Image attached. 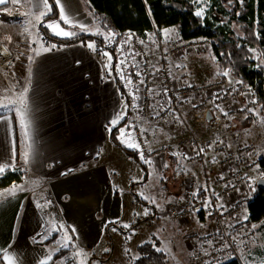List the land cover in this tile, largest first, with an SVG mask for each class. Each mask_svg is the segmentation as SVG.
Segmentation results:
<instances>
[{
  "label": "crops",
  "instance_id": "crops-1",
  "mask_svg": "<svg viewBox=\"0 0 264 264\" xmlns=\"http://www.w3.org/2000/svg\"><path fill=\"white\" fill-rule=\"evenodd\" d=\"M80 5L73 4L65 11L64 14L70 21L68 25L61 18L50 21L47 25L58 24L56 31L77 33V30H82L73 25H83L93 34L101 31L84 3ZM42 11L45 9H38L36 0H21L20 4L11 3L6 11L10 16L18 17V20L5 22L0 19V46L18 43L21 24L25 21L32 23L31 28H37L34 29L39 37L34 43L33 37L31 39L33 47L31 45L29 62H19L16 68L17 79L23 80L19 90L22 93L27 89L29 111L26 118L30 138L25 140L24 131L20 127L16 114L19 105L12 104V110L0 114V164L11 160L24 173L22 180L15 183L24 190L16 192L14 196L0 197V249L6 248L13 254L12 264H51L54 255L63 249H70L74 257L79 256L77 259L82 258L85 253L89 254L88 264L93 257L97 258L95 264L111 263L116 257V236L122 232L123 225H130L133 230L136 222L141 220L138 213L134 212L128 218L129 223L124 221L126 207L119 188L129 170L127 165H136L137 171H141L138 177L130 180L133 191L143 182L142 173L145 171L137 160L111 141V131L118 125H113L112 121L126 112L125 100L111 74L112 53H100L95 46L88 47L89 44L94 45V42L62 47L48 43L40 31L44 17L36 19ZM25 13L27 17H23ZM167 30L176 33L174 28ZM148 35L153 36L154 32H149ZM176 36L178 35L172 37ZM124 51L134 59L128 42L124 43ZM195 53L203 54L193 51L190 52V57H195ZM152 54L154 62L160 63L155 45H152ZM195 62L186 57H176L170 61V66L183 80L201 81V76L188 71L189 68L194 70ZM184 75L186 76L183 77ZM129 76L131 78L130 73ZM229 76L231 74L227 73L225 78H233ZM24 85L26 86L23 88ZM194 112L195 110L188 111L186 116L197 117ZM135 117L143 128L145 126L155 134L156 140L160 142L158 144L174 141L178 139L179 132L181 134L180 130H174L178 135L166 140L163 135L168 130L161 128L157 119L145 121L147 119L138 113ZM197 119L195 125L202 126L197 124ZM202 133L204 134V130ZM236 143L235 140L233 146L238 147ZM25 151L28 152L27 162L23 158ZM162 161L167 160H155L151 167L147 166L146 178L153 175V170L157 175L168 176V170L174 166ZM196 171H200L198 167ZM214 171L218 173L217 168ZM175 179L172 178L171 181ZM179 181L178 190L170 191L171 195L166 196L168 204L178 200L180 192H183L181 179ZM131 203L136 205L137 200L132 198ZM164 213L169 217L166 210ZM153 217L155 215L148 217L147 223H151ZM193 219L188 222L198 220ZM144 223L146 222L142 221L137 225L140 227ZM109 224H115L110 229L114 249L107 258L106 254L111 250L106 234ZM73 228L76 230L75 234L71 232ZM113 228L117 232L112 231ZM55 234L58 237L46 244ZM66 234L71 237L70 240L66 239ZM64 244L68 246L65 247ZM140 245L131 247L136 246L135 251L138 253ZM160 248L163 249L162 244ZM104 249L109 251L105 252ZM176 249V245L171 247V250ZM136 257L131 253L127 256L123 250L119 261L120 264H133ZM0 261L9 264L2 253Z\"/></svg>",
  "mask_w": 264,
  "mask_h": 264
},
{
  "label": "built area",
  "instance_id": "built-area-1",
  "mask_svg": "<svg viewBox=\"0 0 264 264\" xmlns=\"http://www.w3.org/2000/svg\"><path fill=\"white\" fill-rule=\"evenodd\" d=\"M124 36L117 46L115 72L126 89L129 82L132 85L131 69L138 73L140 99L137 113L142 118L166 119L174 115L183 119L188 111L195 110L197 124L208 123L210 129L222 130L216 137H201L196 125L187 129L181 138L157 144L152 133L133 120L129 124L127 143L139 144L140 147L134 149L142 161H154L165 153L176 157L174 173L181 179L183 193L169 204V217L179 222L197 216L212 219L206 231H192L186 235L188 246L197 254L195 264H221L234 258L242 260L239 242L233 233L239 230L247 236L252 227L247 206L256 197L257 190L250 191L249 185L257 183L264 173L259 160L264 150V118L259 124L237 131L238 134L249 133L248 140L238 147L230 141L236 132L226 130L225 125L236 118L257 115L260 106L255 87L236 78L186 81L178 77L170 61L193 51H210L212 42L208 37L185 40L180 36H159L149 44L146 37L134 31H127ZM125 42L132 48L134 59L124 51ZM152 45H155L160 63L153 60ZM103 47L114 48L112 38L106 40ZM30 55V26L25 21L18 48L14 51L0 46V83H8L17 64L26 62ZM160 107L163 108L158 112ZM209 111L213 116L210 122L206 119ZM197 167L200 171H196Z\"/></svg>",
  "mask_w": 264,
  "mask_h": 264
},
{
  "label": "trees",
  "instance_id": "trees-1",
  "mask_svg": "<svg viewBox=\"0 0 264 264\" xmlns=\"http://www.w3.org/2000/svg\"><path fill=\"white\" fill-rule=\"evenodd\" d=\"M82 1L98 28L104 34L111 36L114 42V48L109 50L114 58L113 76L122 97L128 103V111L124 120L111 131V141L126 154L137 160L143 166L145 172L147 171L145 161L139 158L136 151L124 145L118 137L120 128L127 123L130 115L128 91L123 80L115 72L117 46L125 38V32L134 31L142 37H146L149 32L160 33L164 29L174 28L177 35L185 40L200 37L210 38L212 42L211 50L216 57L220 79H226L224 73H230L233 78L242 80L245 85L254 86L258 94L260 109L264 112V0H243V3H240L239 0H209L211 1V18L207 20L196 15L197 1L193 2V0H147L146 3L145 0ZM48 2L51 5V11L44 16L40 24V31L48 43L62 47L79 43L86 45L89 42H94L97 50L105 49L103 45L106 40L103 34H93L87 30H77L76 35L72 37H61L54 34L47 27V23L59 20L60 10L54 0H48ZM10 4L0 5V18L5 22L18 20V17L7 14L6 9ZM134 72L135 70H132V73H130L132 87H136L139 82ZM253 117L254 115H248L239 120H234L229 123L228 127L229 129L243 130L254 124ZM162 158H169L172 160L173 165L176 162V157L168 153L159 156L156 160L159 161ZM259 160L264 171V150L260 154ZM15 168L18 170H6L5 174L0 176V192L11 186L12 182L17 183L22 180L24 173L18 167ZM172 177L176 178L180 185L179 178L175 176L174 170ZM168 186L170 187L169 183ZM254 189L257 190V195L247 206L248 215L251 223L258 225L259 229L263 231L264 187H261L257 182ZM133 193L139 202H143L134 191ZM169 195H171L170 191ZM181 195L180 192L179 198ZM113 226L115 224H109L106 228L111 249L114 243L110 229ZM57 237L58 234H55L45 243H52ZM160 246L158 239L141 244L138 251L139 256L142 258L135 259L133 264H169L166 252L155 250L156 247L160 248ZM69 251L70 249L59 251L54 255L51 264H56ZM110 255L111 251L106 254V257L108 258ZM95 259L97 258L93 257L89 264H94ZM221 264L246 263L243 259L234 258Z\"/></svg>",
  "mask_w": 264,
  "mask_h": 264
},
{
  "label": "rangeland",
  "instance_id": "rangeland-1",
  "mask_svg": "<svg viewBox=\"0 0 264 264\" xmlns=\"http://www.w3.org/2000/svg\"><path fill=\"white\" fill-rule=\"evenodd\" d=\"M197 1V11L200 10V8L204 9V15L201 16L204 20L210 19V6H211V1L209 0H196ZM82 0H61V5L64 7V13L65 11L68 9V7H72L71 5H80V3L82 4ZM11 6V4H10ZM9 6V7H10ZM81 6V5H80ZM8 7V8H9ZM7 8V9H8ZM6 9V11H7ZM73 9V8H72ZM75 11V10H74ZM8 14V13H7ZM20 14V13H19ZM10 15V14H9ZM21 16V14H20ZM23 17H27L26 15H23ZM1 19V18H0ZM3 21V20H2ZM29 26L32 23L29 21ZM23 24H21V28H22ZM30 26V36L31 39L33 37V43L34 40L39 38L38 34H36V31L34 28H36L35 26L31 28ZM37 30V28H36ZM21 32L22 29H20V39L21 40ZM54 32V31H53ZM154 32V31H153ZM103 34L102 31H99L95 34ZM163 33V34H162ZM42 34V33H41ZM105 40L109 39V35L103 34ZM177 35V33H175V31H170L169 33L166 35L165 31H162L160 33L154 32V35H148L146 37V40L149 44H151L152 40H156L157 37L161 36L163 38H170L172 36ZM111 38V37H110ZM19 41L18 43H16L13 46L10 45H6V48L10 49V50H16L17 47L19 46ZM33 43L31 40V45L33 47ZM3 44V43H1ZM95 48L97 49L96 45L94 44ZM100 53L103 52H110L107 49H102V50H97ZM111 53V52H110ZM31 56V55H30ZM112 56V55H111ZM186 57L188 60L192 59L195 60V64H194V70L192 68H189L188 71L189 72H195V74H197L198 76H201L202 80H206V79H220V72L218 69V66L216 64V57L213 55L212 50L204 52L201 55H198L195 53V57H190V53H187L185 56H183L182 58ZM199 57L201 59H199ZM29 59L27 60L29 62ZM114 60V58H113ZM26 61V62H27ZM203 62L205 64V66H203ZM138 71V68L136 69ZM132 73V72H131ZM111 74L112 77L114 79L113 76V70H111ZM134 74L137 75L138 77V73H136V71L134 72ZM18 76V71L15 70L14 74L11 76L10 80L8 83H0V104L4 105L7 104L8 107H0V114L4 113L5 111H10L12 110V103H10V101H14L17 100V98L20 96L21 91L20 86L23 84V80H18L17 79ZM186 75H184L183 77H185ZM232 76V75H231ZM229 76V77H231ZM139 79V77H138ZM233 78H231L232 80ZM115 80V79H114ZM198 80V79H197ZM130 82L128 83L127 86V94L129 96L130 99V103H129V109H130V115L128 117L127 123L125 125H123L120 128L119 131V135L118 137L120 138V140L122 141V143L124 145H126L128 148L132 149L135 151V149L133 147H129V143H127V136H128V131H129V124L133 121L136 120V114H137V109H138V102H139V92H138V85L136 87H132L130 86ZM26 85L23 86V88ZM130 86V89H129ZM133 97H135V99H133ZM125 100L126 103V112L123 114V119H120L119 122L117 124H120L125 116L127 115V111H128V103ZM16 106L18 104H15ZM163 107L160 108H156L159 112L160 109H162ZM254 124H259L260 119L264 118V112L261 111V109L259 108V111L257 113V115H254ZM196 117H194L193 115H188L185 116L183 119L179 118V117H175V116H170L166 119H160L158 118L157 121L159 125H161V128H166V130H168V132L163 135V138L166 140H169V137H174L175 135H178V132H173L174 130L181 131V134L179 132V135L177 136V138L183 137L186 135L187 129L189 128H195L196 127ZM241 118H236L234 120H239ZM232 120V121H234ZM145 121H149V120H145ZM144 121V122H145ZM226 123L225 125V129L230 131V132H236L234 135H232L233 137L230 138V141L232 143V145L234 144V141L236 140L237 143L235 144L236 146H239L243 143H245L248 140V136L249 133L246 132H242V133H237V131H240L242 129H229L228 125L230 122ZM175 126V128H170V126ZM121 129H124V135L121 137ZM144 130L147 132H150L148 129L145 128L144 126ZM202 130H204V134L202 133ZM198 131V135L201 137H216L219 135V133L222 130H214V129H210L209 124H205L203 123L201 127H199ZM152 133V132H150ZM153 139L155 143H160L156 140V136L154 133H152ZM235 137V138H234ZM162 138V139H163ZM218 139V138H217ZM234 139V141H233ZM171 140V139H170ZM167 160V161H166ZM164 164H173L172 160H170L169 158H165ZM134 163V161H133ZM146 163V162H145ZM154 162H150V163H146V166L151 167V165H153ZM135 164V163H134ZM131 164L127 165V168L129 169L127 171V173H125V178L124 180L121 182V187L119 188L120 194L124 200L125 203V223H129V217L131 214H133L134 212L139 213V217L141 220L136 222V227L132 230V227H127L124 229V227L121 229L122 232H120L117 236H116V257L114 258V260L111 263H105V264H120L119 258H121V251L123 250H130L128 252H126V255L128 256L129 253H131L134 257L139 256V251L138 253L135 251L136 250V246L131 247L132 245H136V244H143L145 242H153L155 239H158L160 241V244H162L164 251L166 252V254L168 255V260L170 262V264H195V261L197 263V254L196 252L192 251L190 249V247L188 246L186 240L187 237L186 235L189 232L192 231H206L212 224V220L205 218V217H201V216H197L195 217L196 220L195 222H188L194 219H190V220H185L184 222H179V221H175L173 220L171 217H166L165 216V210L167 211L168 209V202L166 200V196H170L169 195V191H175L178 190L177 187V180L175 179L174 181H171V179L173 178V169L168 170V176H161V175H157V173H155V171L153 170V175H151L150 177L146 178L147 173H142L143 176V182L140 184V186L134 191L143 202H139L136 198V195L133 194V188L130 187V180H133V177H138L140 174L139 171H137V167L136 165L134 167H131ZM142 166V165H140ZM174 166V165H173ZM146 179V180H145ZM172 182V183H170ZM168 183L170 184V187L168 186ZM256 184L257 183H252L251 182V186L256 188ZM167 187V188H166ZM181 190V189H180ZM147 197V199H146ZM132 198L137 200V204L133 205L131 203ZM154 200L155 203H152L151 201ZM168 204V206H167ZM167 206V208H165ZM148 211V215L145 216L143 215V213L145 211ZM248 211V209H247ZM155 215V217H153L152 219H154L151 223H147V220H149L148 217ZM146 222L143 225H141L140 227L137 225L139 222ZM196 223V226H195ZM198 224V226H197ZM252 225H255L254 223H252ZM206 226V228H205ZM164 227V228H163ZM130 228V229H129ZM130 231H128V230ZM117 232V231H115ZM114 232V233H115ZM129 237H131L129 239ZM233 237L237 238V241L239 242V246H240V252H241V257L244 260V262L246 264H264V230L261 231L259 229V226L256 225L255 228L251 227L250 228V234L247 236H243L242 234H240L239 230L234 231L233 233ZM114 243V241H113ZM177 246L176 250H171L172 246ZM111 249V248H110ZM114 249V247L110 250L112 253V250ZM262 252V254H261ZM77 258H79V256H77ZM76 257L73 256L72 251L70 250L69 253H67L66 255H63L58 261L57 264H81V261H85L86 260V264H88L89 260H90V256L88 255H83L82 258L77 259ZM187 262H184L186 261ZM95 264V261H94Z\"/></svg>",
  "mask_w": 264,
  "mask_h": 264
},
{
  "label": "snow or ice",
  "instance_id": "snow-or-ice-1",
  "mask_svg": "<svg viewBox=\"0 0 264 264\" xmlns=\"http://www.w3.org/2000/svg\"><path fill=\"white\" fill-rule=\"evenodd\" d=\"M146 2H147V0H145V3ZM193 2H196V0H193ZM205 2H206V0H205ZM239 2L243 3V0H239ZM7 3L20 4L21 0H0V5H6ZM54 3L59 7L61 21L64 24L68 25L70 23V21H69L68 17H66L65 14H64V7L61 5V0H54ZM36 6H37L38 9L40 7H43V9H45V11L40 12V14L38 16H36L37 20H41L44 16H46L51 11V5L49 4L48 0H36ZM150 11L151 10L149 9V12ZM25 15H27V13H25ZM196 15L197 16H203L204 15V9L200 8V10L196 12ZM73 26L74 27H80L82 30H86L83 25H73ZM47 27L53 29L54 30V34H56V35H61V36H64V37H70V36L76 35L75 32H71V31H63V30L56 31L55 29L58 28V24L57 25L48 24ZM164 31H165L166 35L169 33V30H167V29L164 30ZM9 39H10V37H9ZM88 47L93 48L94 45L89 44ZM5 51H7V49H5ZM105 55H107V54H105ZM109 59H111V58L109 57ZM224 75H227V73H224ZM133 99H135V97H133ZM10 103L19 105V107L16 108V114H17V116L19 118L20 127L24 131L25 140H28L30 138V136H29V122L27 121V118H26V114L29 111L28 100H27V89H25L20 94V96L17 98V100L10 101ZM0 107H5L6 108V107H8V105L4 104V105H0ZM217 107H219V105H217ZM221 111H223V109H221ZM224 114L227 115V113H224ZM120 119H123V115L117 116V118L112 121V124L113 125L117 124ZM262 123H264V121H262ZM123 135H124V129H121V137ZM128 146L129 147H133V148H137V149L140 147L139 144H135V143L130 144ZM28 147L30 148L31 145L29 144ZM200 151L202 152L203 149H200ZM97 155H99V153H97ZM140 156L143 159V152L140 153ZM12 158L13 159L15 158V152H13V157ZM23 158H24L25 162H27V160H28V152L27 151L24 152ZM145 162L146 163H150V161H147V160ZM6 170L13 171V170H18V169L15 168V165L10 160L7 163L0 164V176H3L5 174ZM69 171H71V170H69ZM63 174L66 175L67 173H63ZM249 179H251V178H249ZM258 180L261 183V186H264V173H261L260 177H258ZM249 188H250V191H254L255 190L254 187H252L251 185H249ZM23 190L24 189H23V187L21 185L13 184L11 187L3 190V192H0V197H3V196H14L16 192L23 191ZM193 195H195V193ZM146 199H147V197H146ZM151 202L155 203L154 200H152ZM44 206L45 205H41V207H44ZM205 207H208V205L206 204ZM138 215H139V213H138ZM143 215L147 216L148 215V211L146 210L143 213ZM245 219H247V216H245ZM112 223H114V222H112ZM123 227L127 228V227H130V225H123ZM252 227L255 228L256 225H252ZM75 231H76L75 228L71 229V232L73 234H75ZM112 231H116V229L113 228ZM130 238L131 237H129V239ZM66 239L70 240L71 237L67 236V234H66ZM209 243H211V241H209ZM63 246L66 247L68 245L64 244ZM155 250L158 251V252L164 251V249H161L159 247H156ZM104 251L107 252V251H109V249H104ZM125 251L128 252L130 250L126 249ZM0 253L3 254L4 260H8L9 264H12V255L13 254H10L8 249H6V248L0 249ZM80 254L81 253H77V255H80ZM205 254L207 255V253H205ZM84 255L86 256L87 254L85 253ZM141 258L142 257H140V256L136 257V259H141ZM0 264H3V261H0ZM42 264H46V262H42ZM81 264H86V260L85 261H81Z\"/></svg>",
  "mask_w": 264,
  "mask_h": 264
},
{
  "label": "water",
  "instance_id": "water-1",
  "mask_svg": "<svg viewBox=\"0 0 264 264\" xmlns=\"http://www.w3.org/2000/svg\"><path fill=\"white\" fill-rule=\"evenodd\" d=\"M212 118H213L212 113L210 111L207 112V116H206L207 121L210 122ZM258 184L261 186V183L259 181H258ZM261 187H264V186H261Z\"/></svg>",
  "mask_w": 264,
  "mask_h": 264
}]
</instances>
